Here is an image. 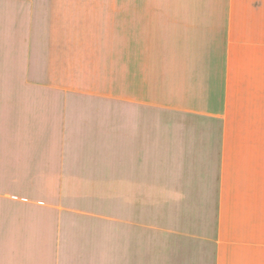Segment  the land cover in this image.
Wrapping results in <instances>:
<instances>
[{"label":"crops","instance_id":"obj_1","mask_svg":"<svg viewBox=\"0 0 264 264\" xmlns=\"http://www.w3.org/2000/svg\"><path fill=\"white\" fill-rule=\"evenodd\" d=\"M151 1L182 0H0V264H203L147 248L134 198L197 185V163L218 159L195 31L227 16L135 4Z\"/></svg>","mask_w":264,"mask_h":264},{"label":"rangeland","instance_id":"obj_2","mask_svg":"<svg viewBox=\"0 0 264 264\" xmlns=\"http://www.w3.org/2000/svg\"><path fill=\"white\" fill-rule=\"evenodd\" d=\"M135 4L138 9L212 11L227 16L218 18L212 28L195 31L208 38L196 43V49L203 59L211 54L212 78L217 81V95L212 98L216 109L212 117L217 121L215 125L212 120L211 137L220 144L218 159L197 163V185L191 181L148 199L134 198L137 207L147 208L146 219L141 217L144 222L137 225L139 239L154 241L147 248H158L161 242L166 249L200 253L203 264H213L212 253L218 255L214 259L218 264H264V1ZM28 189L27 202L46 208L49 203L61 211L60 204L42 200V195ZM113 196L106 194L104 217L108 219L114 217ZM73 216L84 215L74 211ZM136 219L141 221L140 215Z\"/></svg>","mask_w":264,"mask_h":264}]
</instances>
